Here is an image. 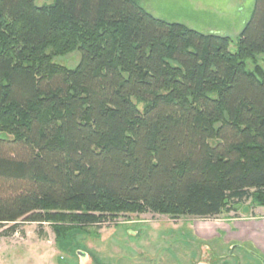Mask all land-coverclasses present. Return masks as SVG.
Wrapping results in <instances>:
<instances>
[{"label":"trees","instance_id":"obj_1","mask_svg":"<svg viewBox=\"0 0 264 264\" xmlns=\"http://www.w3.org/2000/svg\"><path fill=\"white\" fill-rule=\"evenodd\" d=\"M36 1L0 0L2 236L47 223L70 247L121 215L264 206V0L234 52L140 0Z\"/></svg>","mask_w":264,"mask_h":264},{"label":"rangeland","instance_id":"obj_2","mask_svg":"<svg viewBox=\"0 0 264 264\" xmlns=\"http://www.w3.org/2000/svg\"><path fill=\"white\" fill-rule=\"evenodd\" d=\"M52 3L53 0L36 1L38 6ZM139 3L160 20L183 24L203 34L231 38L234 52L256 0H140ZM80 62L79 51L54 58V63L70 70ZM257 67L264 70V55L248 61L250 71ZM231 209L206 219L152 212L121 215L74 234L70 247L57 242L52 224L21 222L16 234L2 236L8 225L0 231V264L254 263L255 252L264 255V206L250 199Z\"/></svg>","mask_w":264,"mask_h":264},{"label":"flooded vegetation","instance_id":"obj_3","mask_svg":"<svg viewBox=\"0 0 264 264\" xmlns=\"http://www.w3.org/2000/svg\"><path fill=\"white\" fill-rule=\"evenodd\" d=\"M241 251H244V252H249L247 249H245L244 247H241V249H240ZM248 254V253H247ZM254 255V258H255V261L256 262H254V260H252L254 263H250V262H248V264H264V255H262V254H260V253H258V252H255V254H253ZM251 261V262H252ZM243 262V261H242ZM242 262L240 263V264H242Z\"/></svg>","mask_w":264,"mask_h":264}]
</instances>
